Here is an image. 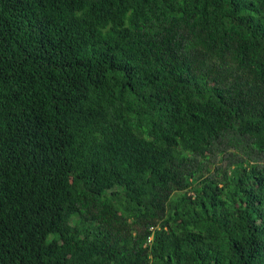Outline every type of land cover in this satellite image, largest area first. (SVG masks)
Masks as SVG:
<instances>
[{"label":"trees","instance_id":"16d2710c","mask_svg":"<svg viewBox=\"0 0 264 264\" xmlns=\"http://www.w3.org/2000/svg\"><path fill=\"white\" fill-rule=\"evenodd\" d=\"M0 264H264V0H0Z\"/></svg>","mask_w":264,"mask_h":264}]
</instances>
